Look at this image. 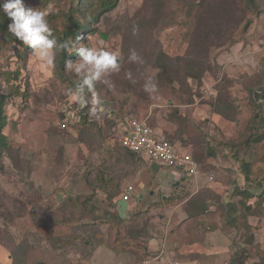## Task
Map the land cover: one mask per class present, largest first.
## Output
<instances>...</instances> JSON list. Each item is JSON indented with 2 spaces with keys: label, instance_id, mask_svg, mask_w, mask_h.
<instances>
[{
  "label": "rangeland",
  "instance_id": "374dc122",
  "mask_svg": "<svg viewBox=\"0 0 264 264\" xmlns=\"http://www.w3.org/2000/svg\"><path fill=\"white\" fill-rule=\"evenodd\" d=\"M77 1L24 4L52 8L56 38ZM82 12L90 20L91 8ZM92 22L79 43L123 59L108 84H96L102 104L98 116L85 106L93 128L83 134L82 122L59 126L79 104L70 83L32 52L23 62L17 43L0 48V71L21 70L10 81L19 94L5 102L0 264H228L237 252L244 264H264V0H118ZM131 49L143 63L128 60ZM149 77L156 93L144 90ZM131 118L190 153L198 174L177 179L173 168L128 157L119 139ZM132 214L145 220L140 237L127 228Z\"/></svg>",
  "mask_w": 264,
  "mask_h": 264
},
{
  "label": "clouds",
  "instance_id": "9594fccd",
  "mask_svg": "<svg viewBox=\"0 0 264 264\" xmlns=\"http://www.w3.org/2000/svg\"><path fill=\"white\" fill-rule=\"evenodd\" d=\"M0 8L11 18L8 24V32L29 46L33 51L32 55L42 62L48 69L54 68V61L57 51H67L68 54L78 53L79 59L75 62L69 61L66 70L75 73L77 84L75 90L69 89L68 94L72 95L82 106L91 103L90 114L98 116L99 106L102 100L96 92L98 82L108 84L105 79L112 72L119 71L122 55L109 51L104 47H92L77 41H64L58 43L53 36L47 16L52 13V8L40 10L39 8L26 7L24 0H4ZM138 27H133V34ZM102 43V42H101ZM128 60L131 62L143 63L135 49H131ZM51 71L49 75H51ZM131 78V73L128 74ZM144 90L149 94L157 92V85L149 77L145 80ZM89 94L91 96L89 97Z\"/></svg>",
  "mask_w": 264,
  "mask_h": 264
},
{
  "label": "trees",
  "instance_id": "16d2710c",
  "mask_svg": "<svg viewBox=\"0 0 264 264\" xmlns=\"http://www.w3.org/2000/svg\"><path fill=\"white\" fill-rule=\"evenodd\" d=\"M4 0H0V4H2ZM249 3H254V0H247ZM118 3V0H78L77 1V6L68 11L65 15V21L62 22L63 27L59 31L57 28L53 29L54 34H56V40L58 43H62L64 41H77V37H79V42L84 40L89 33H93V30L91 28V24L93 23L92 20H98L104 13L109 12L110 10L114 9ZM87 8H91L92 12L90 14V20H87L83 11V8L86 10ZM77 14L76 16H74ZM54 15H49L48 23H52L53 21L51 20ZM11 18H9L6 13L2 10H0V48L7 47L10 45H13L14 43H17L22 50L20 53H24L23 57V62H26V57L27 55L32 52L33 50L26 45H23V42L20 41L18 38L13 36L11 33L8 32V24L11 23ZM61 23V22H60ZM160 55H164L163 52H160ZM79 57L78 53H72L68 54L67 51H57L55 61H54V68L53 72L60 77L61 81L63 82H69L70 83V89H75L77 81L69 80V77L66 73V65L69 61H74ZM182 62V61H178ZM187 66L189 65L186 63ZM189 65L188 67H190ZM0 76L2 77V81H5V86L2 84L0 81V160H2V155L4 152H6L9 149V144L6 141V137L4 135V127L6 125V113H5V102L8 101V99L13 96L14 94H19L18 92V87L13 86V84L10 83L11 80H16L20 78L21 76V70L16 68L15 70H1L0 71ZM262 97V103L261 107L264 110V88L261 89V93L259 95ZM85 109V106L83 110ZM83 110L81 111V120L82 122V127L79 130L80 134H83L86 130L89 131L92 127L87 128L84 124L87 122V117L83 114ZM79 122V123H80ZM86 129V130H85ZM258 137H255L254 140H256ZM123 148V147H122ZM125 151H127V156L132 157L135 154L130 153L127 149L124 148ZM137 155V154H136ZM244 170L246 172V178H249V173L250 168L248 165L243 164ZM99 178V177H98ZM98 181V179L96 180ZM109 182L110 180H106L103 182V178L100 177L98 181L99 188H103L104 191L108 190L109 188ZM117 188L113 189V193L111 192L108 194L109 199H112L114 197V193L116 195L117 193ZM236 192L238 194H241L242 196L245 197H250L251 194L249 193L248 190H240L237 189ZM262 196V195H260ZM230 209H234V204H229ZM243 209L246 210L247 212L251 210L250 206L248 204L243 203L242 204ZM253 211V210H252ZM119 219V218H118ZM145 219V218H144ZM120 220L124 223L125 218H120ZM130 221V220H129ZM145 220L142 222L141 218L139 217V214H135V216L132 214L131 218V225L127 226L128 229H133L131 233H134L135 237H140L142 235V232L145 231ZM146 224V223H145ZM230 224L234 225L235 224V218H231ZM128 238V237H127ZM126 238V242H127ZM124 239V238H123ZM228 264H244V258L240 253H236L229 261Z\"/></svg>",
  "mask_w": 264,
  "mask_h": 264
},
{
  "label": "built area",
  "instance_id": "2783aa9c",
  "mask_svg": "<svg viewBox=\"0 0 264 264\" xmlns=\"http://www.w3.org/2000/svg\"><path fill=\"white\" fill-rule=\"evenodd\" d=\"M76 109L65 111L60 121V128H67L69 123L80 122L81 111L84 106L76 104ZM73 118L74 121H70ZM120 145L130 152L143 155L151 163L173 168L176 172H183L188 176L198 174V165L190 153L181 152L172 142L158 138L152 128L143 120L137 118L128 119L123 127L120 137ZM212 179V176L210 177ZM133 186H127L122 200L127 201L131 197ZM172 264H180L174 261Z\"/></svg>",
  "mask_w": 264,
  "mask_h": 264
},
{
  "label": "crops",
  "instance_id": "0c3cea01",
  "mask_svg": "<svg viewBox=\"0 0 264 264\" xmlns=\"http://www.w3.org/2000/svg\"><path fill=\"white\" fill-rule=\"evenodd\" d=\"M125 126V125H124ZM123 126V127H124ZM123 127H122V132H123ZM130 152V151H129ZM130 153H133V152H130ZM135 154V153H134ZM136 155V154H135ZM138 156H142V157H144L143 155H139V154H137ZM152 164H155V163H152ZM156 165V164H155ZM159 164H157V166H158ZM160 166V165H159ZM162 166V165H161ZM165 167V166H164ZM171 174H172V176L174 177V178H177V175L179 174V172H176V171H171ZM178 179V178H177ZM181 179V177L179 178V180ZM182 181V180H181ZM163 197H165V196H163Z\"/></svg>",
  "mask_w": 264,
  "mask_h": 264
}]
</instances>
